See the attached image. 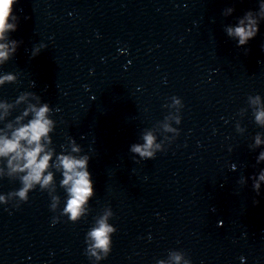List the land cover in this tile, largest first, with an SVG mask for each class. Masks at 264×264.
Segmentation results:
<instances>
[{
  "label": "clouds",
  "instance_id": "1",
  "mask_svg": "<svg viewBox=\"0 0 264 264\" xmlns=\"http://www.w3.org/2000/svg\"><path fill=\"white\" fill-rule=\"evenodd\" d=\"M15 3L16 0H0V41L5 40L6 32L17 30V23H9L10 18L18 20L13 15ZM260 9L261 12H264V3L260 5ZM231 11L234 9H229V12ZM258 31L257 21L251 12L246 13L244 19L239 20L237 26L226 29L228 36L238 38V47L246 45L255 38ZM17 43L15 40L11 41V48L7 43H0V64L9 59L10 52L15 53ZM37 54L38 51L34 52L32 56L35 57ZM5 81L17 83V75L8 73L0 76V85H4ZM173 99L174 103H180V99L175 97ZM33 100L35 103L32 102ZM249 102L253 106L255 122L264 125V104H261L260 95L249 97ZM19 105L25 106L20 110L19 115L9 119L12 115L10 109ZM0 109H3V113L0 115V123L3 124V127H0V160L5 162L4 167L9 170L8 175L17 174L21 184L18 190L9 192L8 196L18 197L20 201L27 203L29 193L37 186L41 191H44L53 184V171L49 170L52 168L62 175L60 187L67 194L65 206L59 210L60 215L67 216L72 223L80 221L88 212L85 205L88 206L89 201L95 195L93 180L88 170L90 156L81 154V146L70 137L68 143L71 146V151L67 154L65 151H61L60 154L55 155L54 159L55 150L50 147L53 144L51 133L54 132L56 126V121L50 118L53 109L47 102H42L41 97L36 93L22 92L14 100V103L0 102ZM164 127L166 131L172 130L167 124ZM142 139L144 143L133 144L130 151L139 154L142 160L154 159L156 156L154 146L155 149L160 148V144L156 143V137L149 131L143 135ZM261 143L260 136L257 134L255 144L259 146ZM261 161H264V152H261L257 158V164ZM252 179V190L260 195V183L264 181V170L260 171L258 178L253 177ZM52 200L54 203L50 204V209L55 211L59 208L60 197L53 196ZM0 201L7 203L4 196H0ZM113 215V212L109 210L103 216L95 218L93 227L85 237L86 255L90 252L97 260L107 258L111 252L112 235L117 231L113 225L108 223V217ZM58 220V218H54L55 222ZM89 239L92 241L91 244H88ZM95 250H100L103 255H99ZM171 258L175 264H179L182 255L174 254ZM158 264H165V261L160 260Z\"/></svg>",
  "mask_w": 264,
  "mask_h": 264
}]
</instances>
